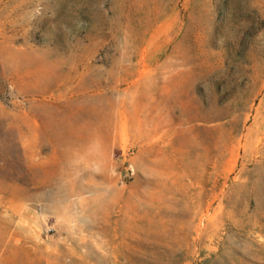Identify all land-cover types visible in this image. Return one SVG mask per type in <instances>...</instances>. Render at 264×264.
Segmentation results:
<instances>
[{
    "label": "rangeland",
    "instance_id": "obj_1",
    "mask_svg": "<svg viewBox=\"0 0 264 264\" xmlns=\"http://www.w3.org/2000/svg\"><path fill=\"white\" fill-rule=\"evenodd\" d=\"M0 264H264V0H0Z\"/></svg>",
    "mask_w": 264,
    "mask_h": 264
}]
</instances>
